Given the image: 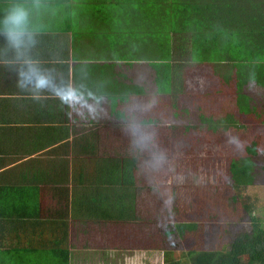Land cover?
I'll return each mask as SVG.
<instances>
[{
  "label": "crops",
  "instance_id": "1",
  "mask_svg": "<svg viewBox=\"0 0 264 264\" xmlns=\"http://www.w3.org/2000/svg\"><path fill=\"white\" fill-rule=\"evenodd\" d=\"M65 2L0 0V264H164L156 211L121 207L123 130L139 147L150 131L107 124L153 104L155 61L90 59L124 41L106 24H61Z\"/></svg>",
  "mask_w": 264,
  "mask_h": 264
},
{
  "label": "trees",
  "instance_id": "2",
  "mask_svg": "<svg viewBox=\"0 0 264 264\" xmlns=\"http://www.w3.org/2000/svg\"><path fill=\"white\" fill-rule=\"evenodd\" d=\"M93 1L102 2L92 5L94 12L97 13H112L124 7V16L130 19V23L122 25L125 37L132 36L135 29L141 28L138 24L139 18L132 15L131 7L136 6V3H140L136 15L150 26V30L164 33L168 29L170 30L168 33H178V35L191 33V49L183 48L189 52L192 60L199 63H203L204 60L214 61V66L221 65L223 73L215 72L216 77L222 81V88L231 91L234 103L242 114L241 118L248 116L259 123L262 122L264 118V0H124L123 6L119 0H107L109 4H105L104 0ZM155 13L158 14L159 21H155ZM135 34L133 44L124 41V50L129 46L131 55L141 53L143 41L146 43L149 40L143 37L144 33ZM152 35L155 36L153 33ZM164 37L168 35L163 36V39ZM132 45L135 47L133 48ZM171 57L173 58V55L169 50L165 53L167 62L160 63L157 60L153 65L157 88L167 96L170 88L167 84H170L173 78L168 72ZM172 71L173 69L171 73ZM209 75L211 76V73ZM140 117L142 115L130 114V118L126 115L111 118L112 124H125L131 119L134 121V118ZM203 118L199 120L200 123L207 122L206 118L205 120ZM228 119L229 125L239 127L237 118ZM211 120L209 119L207 123H213ZM149 122V119H146L144 124L150 131V139L142 144L146 148L153 149L157 146L155 141L158 140V136H155L157 127ZM150 124L153 125L151 128L148 126ZM213 134L215 135L214 132ZM253 137L252 141L246 143V155L241 164L236 161L229 163L226 155L218 151V144L215 141L199 142L202 148L201 156L206 157L202 161L207 164L210 175L217 180V185L213 186L216 197L231 196L232 202L239 206L232 208L235 211L242 208L240 211L243 215H239V221L248 219L251 227L239 232L229 250L223 252L215 249L207 251L202 248H189L183 256L184 262L181 258L173 259L172 252L180 249L181 237L195 238L197 231H201L204 227L200 224L203 220L204 201L203 198L202 201L199 199L204 191H199L197 188L188 196L184 190H173L166 194L162 190L161 182L157 186L154 185V180L162 172L157 170L156 163H148L141 157H136V162L133 158H123L119 166L124 176L119 182L123 186L120 193L123 202L121 207L125 209L135 207L133 212L136 214L141 211L142 215H150L153 209L156 211L155 231L161 241L164 264H242L241 257H247L246 264H264V228L262 220L258 218L257 203L251 204L248 199L243 198L241 191L242 187L247 189L251 184H255L253 176L255 173L251 170L256 166L259 170V166L262 167L260 160L264 159L262 148H259L260 136ZM90 150L92 155L100 151L93 148ZM209 196L211 199L214 198L213 195ZM134 222L135 220L132 221ZM5 230L4 227H0V237Z\"/></svg>",
  "mask_w": 264,
  "mask_h": 264
},
{
  "label": "rangeland",
  "instance_id": "3",
  "mask_svg": "<svg viewBox=\"0 0 264 264\" xmlns=\"http://www.w3.org/2000/svg\"><path fill=\"white\" fill-rule=\"evenodd\" d=\"M87 1L66 0L67 7L60 4L58 17L60 16L61 24L74 28L78 35H82V32L76 29L80 27L79 19H83L86 29L95 26L96 23L100 24L102 28L106 24L108 28H113L114 32H117V45L126 40L133 44L135 33H144L143 37L149 39L146 43L143 41L142 49H140L142 51L137 55H131L129 46L124 50V53H119L118 49H115V44H110L108 41L109 50H101L91 56L90 59L100 57L105 61L106 52H108L109 56L118 60L124 58L126 61H130L131 59L142 58L151 61L159 60L160 63H164L168 61L165 58L166 52L168 53L170 50L173 55V58L171 57L169 61L170 68L168 71L170 76L173 77L172 79L170 77V84H167L170 85L167 93L169 95L167 96L161 90L159 91L155 83L149 89L153 104L149 101L150 105L146 108L142 117L134 118V121L131 119L125 124H117L124 127L144 125V121L149 119V123L157 127L155 133V136H158V140H155L157 146L153 149L145 146L139 147L133 140L134 138L130 137V132L126 127L123 130V143L120 147H117L116 151L118 155H122L125 159L141 157L148 163H156L157 170L162 172L154 180V185L157 186L161 182L162 190L166 194L173 190H184L188 196L197 188L199 191H204L203 196L199 198L201 201L203 198L204 201L203 220L200 222L204 227L201 231H197L195 238L193 236L185 239L181 237L180 249L172 252L173 259L181 258L184 262L183 256L189 248H202L207 251L215 249L223 252L229 250L239 232L250 229L251 223L248 219L239 221L238 217L242 213L240 211L242 208H239L238 211L232 208L239 206L232 202L231 196L228 198L216 197L213 186L217 185V180L216 177L210 175L207 164L202 161L206 157L201 156L200 143L204 140L215 141L218 144V151L226 155L229 163L236 161L241 164L243 157L246 155V143L252 141L253 136H260L261 145H259V148H262L261 152L264 154V118L261 123L248 116L241 118L242 114L239 113L237 105L234 103L231 91L222 88V81L216 77L215 72L223 73L222 66H214V61L195 62L189 52L183 48L191 49V33L186 32L183 35H178V33H168L170 31L168 29L164 33L150 30V26L136 15L140 7V3H136V6H132L131 10L132 15L139 18L138 24L141 28L135 29L132 36L125 37L121 35V28L124 23H130V19L125 18L124 7L114 10L112 13L107 12L110 18L116 16L111 21L108 17L97 18L94 6H92L97 1H94L92 5L88 4ZM119 1L123 6L124 0ZM104 3L109 4V1L104 0ZM104 15L106 14L104 13ZM154 19L159 21L157 13H155ZM166 35L168 37L163 39V36ZM132 47L134 48L135 45H132ZM171 69H173L172 73ZM126 116L130 118V115ZM111 117L108 116L107 124L109 125H112ZM201 117H204V120L206 118L207 122L212 119L213 123L205 121L200 123ZM232 117L237 118V126L239 127L229 125L228 118ZM240 120L249 122L243 123ZM108 150L109 152H115V149L108 148ZM219 152H217V155ZM260 163L262 167L259 166V170L258 166L252 170L250 169L252 173H255L253 175L255 184H251L247 189L242 187L241 191L243 192V198L248 199L251 204L253 202H255L254 204L257 203L258 218L262 220L264 228V159H261ZM225 193H227V190ZM209 195H213L214 198L211 199ZM24 252V250L21 251V253ZM117 253L114 252L113 255ZM241 260L242 264L248 263L247 257H241ZM128 262L126 258L114 259L112 257L109 260L111 264H127Z\"/></svg>",
  "mask_w": 264,
  "mask_h": 264
}]
</instances>
